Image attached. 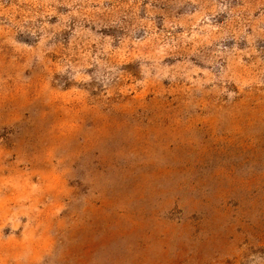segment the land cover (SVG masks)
<instances>
[{"label":"rangeland","instance_id":"1","mask_svg":"<svg viewBox=\"0 0 264 264\" xmlns=\"http://www.w3.org/2000/svg\"><path fill=\"white\" fill-rule=\"evenodd\" d=\"M0 264H264V0H0Z\"/></svg>","mask_w":264,"mask_h":264}]
</instances>
